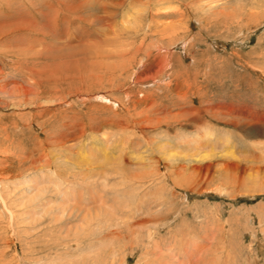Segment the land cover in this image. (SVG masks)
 Segmentation results:
<instances>
[{
  "label": "rangeland",
  "instance_id": "obj_1",
  "mask_svg": "<svg viewBox=\"0 0 264 264\" xmlns=\"http://www.w3.org/2000/svg\"><path fill=\"white\" fill-rule=\"evenodd\" d=\"M4 25L0 264H264V0H0Z\"/></svg>",
  "mask_w": 264,
  "mask_h": 264
},
{
  "label": "bare ground",
  "instance_id": "obj_2",
  "mask_svg": "<svg viewBox=\"0 0 264 264\" xmlns=\"http://www.w3.org/2000/svg\"><path fill=\"white\" fill-rule=\"evenodd\" d=\"M63 4V3H62ZM55 7V6H54ZM73 7V6H72ZM62 8V7H61ZM57 9V8H56ZM69 10V9H68ZM71 11V10H70ZM69 12V11H68ZM73 12H74V9H73ZM57 13V12H56ZM45 17V16H44ZM52 17V16H51ZM50 18V17H49ZM56 19V18H55ZM57 20V19H56ZM54 21V20H53ZM57 22V21H56ZM55 23V22H54ZM13 25V24H12ZM8 26V25H7ZM7 26H3V27H0V34H2L3 36H5L6 34H7V32H9V31H11L12 29V27H8V28H10V29H7V30H5L6 28L5 27H7ZM10 26V25H9ZM1 28H5L4 30L5 31H3V29H1ZM18 29L19 30H26V27H22V25H21V22H20V24L18 25ZM29 29V28H28ZM2 37V36H1ZM155 48V47H154ZM156 49H157V47H156ZM158 50V49H157ZM138 53H141V49L139 48L137 51H136V53H135V55H137ZM147 53V52H146ZM133 57H134V54H133ZM133 57H132V59H133ZM147 57H148V55H147ZM127 111V110H126ZM133 111H134V109H133ZM141 113H143V112H141ZM129 114H130V111H129ZM144 114V113H143ZM137 115L138 116H136V113L135 112H133V116H136V117H139L140 118V120L137 118V120H135V122L137 123V125L138 126H140V123H141V121H143L142 120V117L140 116V112L139 113H137ZM130 116L132 117V114H130ZM145 118H146V116H145ZM148 119V118H147ZM147 119H145V120H147ZM143 123H144V121H143ZM150 123V122H149ZM152 123V122H151ZM142 124V123H141ZM157 124V123H156ZM155 124V125H156ZM149 125V124H148ZM152 125V124H151ZM150 125V126H151ZM146 127H147V125H145ZM144 128V127H143ZM148 128V127H147ZM137 159V158H136Z\"/></svg>",
  "mask_w": 264,
  "mask_h": 264
}]
</instances>
